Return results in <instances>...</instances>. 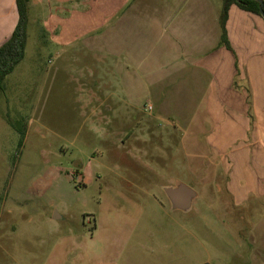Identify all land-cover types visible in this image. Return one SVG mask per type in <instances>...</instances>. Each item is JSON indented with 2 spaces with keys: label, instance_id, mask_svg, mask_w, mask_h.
<instances>
[{
  "label": "rangeland",
  "instance_id": "1",
  "mask_svg": "<svg viewBox=\"0 0 264 264\" xmlns=\"http://www.w3.org/2000/svg\"><path fill=\"white\" fill-rule=\"evenodd\" d=\"M95 2L77 0V16L60 1L58 34L31 18L25 57L0 91V264H264V185L240 199L236 171L199 145L183 165L170 133L190 115L159 112L149 76L139 91L87 42ZM178 183L198 193L189 211L165 192Z\"/></svg>",
  "mask_w": 264,
  "mask_h": 264
},
{
  "label": "crops",
  "instance_id": "2",
  "mask_svg": "<svg viewBox=\"0 0 264 264\" xmlns=\"http://www.w3.org/2000/svg\"><path fill=\"white\" fill-rule=\"evenodd\" d=\"M60 1L29 0V22L41 17L43 29L58 34ZM71 1L79 16L81 5ZM95 1L103 2L89 10L91 30L98 27V33L87 42L125 65L126 74L141 83L139 91L149 90L144 84L149 76L159 112L190 115L185 127L174 125L170 133L180 137L183 165L192 166V145L215 150L217 166L236 171L243 190L239 198L242 192L243 199L258 193V185H264V19L231 5L226 23L229 50L221 44L224 0ZM18 20L16 0H0V46ZM56 37L53 42L71 45L76 38ZM145 47L155 57L146 70V59L140 57Z\"/></svg>",
  "mask_w": 264,
  "mask_h": 264
},
{
  "label": "trees",
  "instance_id": "3",
  "mask_svg": "<svg viewBox=\"0 0 264 264\" xmlns=\"http://www.w3.org/2000/svg\"><path fill=\"white\" fill-rule=\"evenodd\" d=\"M19 20L11 37L0 46V91H4L5 82L15 68L23 61L28 42V23H29V0H16ZM236 4L242 10L261 16L260 3L255 0H224L221 14L222 38L221 44L232 50L228 39L226 23L229 16L231 5ZM20 132V147L26 137V129L18 128Z\"/></svg>",
  "mask_w": 264,
  "mask_h": 264
},
{
  "label": "water",
  "instance_id": "4",
  "mask_svg": "<svg viewBox=\"0 0 264 264\" xmlns=\"http://www.w3.org/2000/svg\"><path fill=\"white\" fill-rule=\"evenodd\" d=\"M239 1V0H237ZM260 3V14L264 19V0H255ZM165 192L172 204L174 210L189 211L195 199L198 196V193L184 183H178L176 186H171L165 188ZM61 216L59 213L55 212L54 219H60ZM203 264H211L205 262Z\"/></svg>",
  "mask_w": 264,
  "mask_h": 264
}]
</instances>
